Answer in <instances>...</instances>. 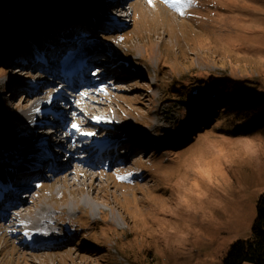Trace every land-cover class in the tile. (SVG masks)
Listing matches in <instances>:
<instances>
[{"label": "rangeland", "instance_id": "obj_1", "mask_svg": "<svg viewBox=\"0 0 264 264\" xmlns=\"http://www.w3.org/2000/svg\"><path fill=\"white\" fill-rule=\"evenodd\" d=\"M41 3V12L28 24L13 18L0 31L12 45L8 55L0 54V168L26 166L36 158L18 125L4 123L31 97L25 88L9 97L16 91L14 80L50 87L55 78L39 71L42 64L68 73L81 58L89 60L87 54L111 75L87 71L85 85L79 81L72 91L64 90L62 108L74 105L91 119L88 107L74 96L85 103L87 98L101 100L112 113L117 102L107 100L119 97L126 110L134 111L125 113L133 127L124 129V138L145 131L157 145L129 156L135 144L127 137L129 151L120 154L121 163L113 166L112 154L103 161L93 156L88 167L79 159L85 150L68 144V132L58 142L45 140L59 168L46 163L27 180L32 198L17 192L19 204H1V209L19 224L15 209L31 205L37 215L44 208L50 212L47 227L61 229L65 241L45 251L41 262L19 247L21 239L5 235L0 264H224L231 247L252 236L257 202L264 194V129L226 120L227 108L207 103V87L211 77L231 80L252 96L264 97V0H192L183 16L162 0H152L151 6L148 0H118L107 12L93 0H67L62 7L51 0ZM114 9L132 18L119 19ZM111 22L117 29L107 28ZM100 23L106 30L88 28ZM34 46L45 48L44 63L29 71L31 77H7L8 70L19 69L15 64L25 49ZM60 49L62 57H55ZM113 56L124 66L118 67ZM127 69L135 76L132 88ZM64 84L60 81L58 90ZM145 93L148 99L140 103L137 97ZM74 116L64 112L71 126ZM51 120L47 128H57ZM158 120L166 132L155 140L148 129ZM54 142L66 143L56 157ZM83 169L93 179L76 176ZM22 181L24 176L14 186ZM6 223L0 220V226Z\"/></svg>", "mask_w": 264, "mask_h": 264}, {"label": "bare ground", "instance_id": "obj_2", "mask_svg": "<svg viewBox=\"0 0 264 264\" xmlns=\"http://www.w3.org/2000/svg\"><path fill=\"white\" fill-rule=\"evenodd\" d=\"M117 1L118 0H93V4L95 6H104L103 9L107 12L113 10L112 7ZM129 18H132V16H130ZM34 25V27L37 26L36 24ZM88 26V28L90 30H93V32H95L96 29H103L101 23L93 25L88 24ZM106 26L107 28L112 29V27H114V29H117L114 22H111V24L107 23ZM21 37L20 40H22ZM44 54L45 48H42V46H34L27 48V50L25 49L23 53L24 56L21 58L19 63L15 64L19 69H10L5 73V75L10 78L26 76L31 77V75L33 74L29 71L35 70L39 66L40 62L44 63ZM62 55L63 52L60 49L58 50V52H56L55 57H62ZM84 56H90V58H93V55L89 54ZM90 58L89 60L86 57L81 58V63L79 65L77 64V67L75 66L76 68L68 73H62L56 68L48 67L47 65L42 64L41 67L38 68L39 71L50 73L55 78L53 80L52 86L44 89H39L37 83H25L19 79H15L13 85L15 86L16 91L15 93L13 91L9 92V97H13V95L16 96L20 91H22V89L25 88L29 90V95H31V97L28 96L24 99L25 103L27 104L31 100H36L31 106L25 104V106L21 107V112L9 115L4 121V123H11L13 121L18 125L16 127L22 130L21 135L29 139V141L31 142V150L33 151L36 158L31 162V164H26V166L0 168V220L7 221L6 224L0 226V239L4 238L5 235H9L14 239H21L19 247H23L24 249L28 248V250H31L32 253H35L32 256L33 261L40 260L42 262V259H44L46 255H48L43 254L45 251H49L52 245H57L65 241L63 237L58 233V230L61 229L47 227L48 221L45 218L50 215V212L47 213V210L42 208L41 210H38L37 215H34L33 213L35 212V209L31 205L17 208V211L15 212L16 218H14V220H16L17 218L21 219L19 224H14V221L10 219V216L9 218L4 217L1 209V204L10 202L13 205L19 204L15 196V194L20 191V188L16 190V187L14 186L16 179L20 180L21 176H24V179L26 181L29 180L30 177H33L36 173H39L42 169V166L46 165V163L48 162L52 163L56 169L59 168L56 159H53L54 157H50V155L48 154V148L46 149L47 144L45 140L57 141L58 138L62 137V129H59L58 131L54 128L47 129V126L50 125V121H48L49 119H52L51 121H57L58 123L64 125L65 128L63 129V132H68L70 134V137L68 138L69 145H74V143H76L78 144V147H81L85 150V154L82 155L83 157L79 159L86 160V165L88 167H90V165L93 163V156L94 159L103 161L107 155L112 154L115 160L113 158H110L109 162L111 163L112 160H114V162H112L113 166L117 163H121L122 157H120V154H125L127 153V151H129V149H127L129 144L127 137H129V140H131V142L135 144L134 147H130L131 150L129 152V156H133V154H136L138 151H142L140 155H143L146 149H148L149 147H153L150 144L157 145V143H153L152 141H150L149 135L146 134L145 131L143 132L144 135L134 136L132 138H130V136L128 135L124 138V129L127 130L133 127L131 124H128L125 113L127 115H132L134 111L126 110V108H124L119 103L121 102V99H119V97H116L112 100H107L110 102V104H113V102H117V109H114V113H112L111 107L109 105L101 103V100L99 101L97 99L87 98L86 101L88 103H85L84 99L76 98L74 96L77 104L84 106L86 105L88 107L87 113L88 117H90L91 119L86 118L83 113L78 112L76 110V106L74 105H67V109L62 108L63 102L66 101L63 100V98L65 97L64 90H67L66 87H69L70 90H73L74 87L76 88V82L80 81L82 84L86 83L88 81L86 79L88 77L86 75V72L96 66L97 69H94L96 74H101L103 72L104 68L98 66L99 64L94 62L93 60H90ZM105 58H103L102 60L109 64L110 61H106ZM111 60H115L116 64L119 63L118 67L124 66V64L121 63L119 61V58H117L116 56H113ZM125 73L127 75L126 79H128L130 82L129 87L132 88L134 86V83L132 82L134 81L133 79L135 76L133 75V73L129 72L128 69L125 71ZM102 74H105V77H109L111 75V72L109 70ZM43 78H45L46 80H52L50 77ZM60 81H64L65 84L63 85V88L61 90H58V83ZM22 98H24V96H22ZM147 99L148 96L146 95V93L144 95L141 94L137 97V100L140 103L147 101ZM59 110H61V113L59 112V114L56 115ZM64 112L75 114L73 119L76 122V125L79 126L80 131H76L72 128L70 122H68L64 118ZM113 115H115L116 117H114ZM156 124V126L148 129L150 132L149 134H151L153 138H155V140L160 139L161 132H166V130H164V126L160 124L159 120ZM54 130H56V132H54ZM81 132H90L93 133V135L85 136L82 135ZM158 132L159 134L157 135ZM44 134L46 136H52L51 139L44 138ZM94 138H96V141L94 140V142H91V140ZM61 148L62 145L59 144V147H57L56 149L61 150ZM31 150L29 151L30 154ZM63 155L64 153L61 154V156ZM88 173V170L83 169L80 172L76 173V176L81 175L83 177H87L88 179H93V175ZM25 184L26 183L24 182L23 185ZM89 187L92 186L90 185ZM25 197H27L26 200H30L32 198V195L29 196L28 194H25ZM86 206L93 207L98 214L101 212L100 208L96 207L95 205L93 206L90 202H86ZM12 212L13 211L10 210L8 214ZM50 226H53V224H50ZM71 231L74 232L73 229ZM25 233H27V235H25Z\"/></svg>", "mask_w": 264, "mask_h": 264}, {"label": "trees", "instance_id": "obj_3", "mask_svg": "<svg viewBox=\"0 0 264 264\" xmlns=\"http://www.w3.org/2000/svg\"><path fill=\"white\" fill-rule=\"evenodd\" d=\"M51 1L62 7L67 0ZM41 2L49 3L50 0H0V31L10 19L22 18L27 23L35 18L42 10ZM51 12L53 16L57 14L55 10ZM1 35L0 54L8 55L5 52L12 45L7 37ZM209 82L207 103L227 108L226 120L253 124L258 129H264V97L252 96L235 81L211 77ZM224 264H264V194L257 202V218L251 238L237 241L225 257Z\"/></svg>", "mask_w": 264, "mask_h": 264}, {"label": "snow or ice", "instance_id": "obj_4", "mask_svg": "<svg viewBox=\"0 0 264 264\" xmlns=\"http://www.w3.org/2000/svg\"><path fill=\"white\" fill-rule=\"evenodd\" d=\"M163 3L166 5L172 7L177 11L178 14L183 16L185 14L186 8L191 4L192 0H162ZM149 5H152V0H148ZM72 127L76 131H80L79 126L76 124H73ZM82 135L90 136L93 135V133L90 132H81ZM118 179H126V177H118ZM27 235V233H25Z\"/></svg>", "mask_w": 264, "mask_h": 264}, {"label": "clouds", "instance_id": "obj_5", "mask_svg": "<svg viewBox=\"0 0 264 264\" xmlns=\"http://www.w3.org/2000/svg\"><path fill=\"white\" fill-rule=\"evenodd\" d=\"M125 14H126V13H125ZM128 16L130 17V14H129ZM27 194H28L29 196H30V195H32V193H31V192H29V193H27ZM15 210H17V209H15Z\"/></svg>", "mask_w": 264, "mask_h": 264}]
</instances>
